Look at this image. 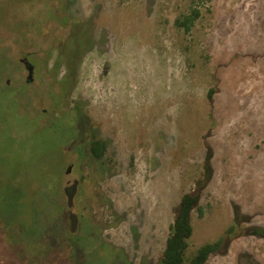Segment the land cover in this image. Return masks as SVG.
<instances>
[{"label":"rangeland","instance_id":"rangeland-1","mask_svg":"<svg viewBox=\"0 0 264 264\" xmlns=\"http://www.w3.org/2000/svg\"><path fill=\"white\" fill-rule=\"evenodd\" d=\"M73 22L92 43L66 91ZM193 189L188 254L223 239L207 264H264V0H0V264H158Z\"/></svg>","mask_w":264,"mask_h":264},{"label":"trees","instance_id":"trees-1","mask_svg":"<svg viewBox=\"0 0 264 264\" xmlns=\"http://www.w3.org/2000/svg\"><path fill=\"white\" fill-rule=\"evenodd\" d=\"M199 17L200 11L197 8H190L189 13L182 16L180 20H177L176 24L182 27L185 32H188ZM89 29V24L83 22L72 23L70 35L62 45L60 56L53 64L54 77H57L62 62H66L65 75L58 82L61 89L64 88L68 91L75 82L79 59L90 48L92 43V35ZM77 46L78 48L81 46L79 53L76 51ZM212 94L213 89H209L207 92L208 100H211ZM107 149L108 144L106 140L91 138L88 142L89 155L94 162L103 163ZM200 198V190L196 189L187 191L181 195L173 213L172 222L169 225V232L158 264H207L211 256H216L221 252L223 239L205 243L194 252L188 254L189 240L193 233L192 214L197 212L200 218L203 216ZM246 232L250 236L264 239L263 228L250 227Z\"/></svg>","mask_w":264,"mask_h":264},{"label":"water","instance_id":"water-1","mask_svg":"<svg viewBox=\"0 0 264 264\" xmlns=\"http://www.w3.org/2000/svg\"><path fill=\"white\" fill-rule=\"evenodd\" d=\"M20 62L24 65L26 71H27V77H26V82H30L33 80V66L28 62L26 58L20 59ZM7 81L6 83H8ZM71 171V166L68 167L66 174H69ZM65 195L67 197V207H68V212H69V221H70V227L72 230H74V227L77 223V218L76 215L73 213V202H72V195H70L67 191V189L64 190Z\"/></svg>","mask_w":264,"mask_h":264},{"label":"flooded vegetation","instance_id":"flooded-vegetation-1","mask_svg":"<svg viewBox=\"0 0 264 264\" xmlns=\"http://www.w3.org/2000/svg\"><path fill=\"white\" fill-rule=\"evenodd\" d=\"M33 70H34V66H33ZM92 138H98V137L96 135H93ZM104 158H105V156H104ZM79 184H80V180L79 179H74L71 183L70 182H67V186L65 187V189H67L68 193L70 195H72L75 192V190L77 189V187L79 186Z\"/></svg>","mask_w":264,"mask_h":264}]
</instances>
